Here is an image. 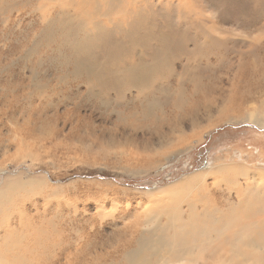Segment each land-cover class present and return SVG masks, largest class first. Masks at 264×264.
I'll return each instance as SVG.
<instances>
[{
  "label": "rangeland",
  "instance_id": "1",
  "mask_svg": "<svg viewBox=\"0 0 264 264\" xmlns=\"http://www.w3.org/2000/svg\"><path fill=\"white\" fill-rule=\"evenodd\" d=\"M109 1L112 10L103 7ZM132 1L97 0L92 8L81 0H0V254L7 264H124V253L167 220L172 204L214 217L232 198L219 218L241 217L243 226L264 216L262 206L248 216L243 208L264 199V122L249 117L264 116V0H181L182 12L166 0L176 33L188 37L176 45L184 51L175 47L169 69L144 86L107 76L101 85L77 67L114 76L142 50L124 45L113 59L105 49L81 53L85 41L103 32L126 41L129 25L119 18L125 8L134 13ZM139 2L136 11L159 14L155 0ZM156 49L151 43L145 64ZM225 166L238 172L234 178L209 174L176 200L167 192L190 174ZM229 250L220 248L216 260L239 264L224 259Z\"/></svg>",
  "mask_w": 264,
  "mask_h": 264
},
{
  "label": "bare ground",
  "instance_id": "2",
  "mask_svg": "<svg viewBox=\"0 0 264 264\" xmlns=\"http://www.w3.org/2000/svg\"><path fill=\"white\" fill-rule=\"evenodd\" d=\"M155 1L158 6L157 12L159 14H154L155 10L150 7H148V9L140 8L136 11L135 6L142 4L139 0L132 1V6H130V11L134 13H129L125 8L123 13H126L128 18L126 14H123L119 18V23L122 25H129L128 37L127 34L123 36V38L127 37L126 41L117 40V42H114L115 40H112L114 35L103 32L98 38L92 40L87 39L85 41L87 43L84 50L81 52L92 53L96 49H105L108 50L107 54L115 59L122 51V46L128 45L125 49L127 52L139 47L142 51L140 55L132 59L133 67L123 69L114 74V76H112L108 70L104 71L103 68L94 71L92 66L84 67L79 65L77 69L86 74L87 77L91 75L94 76L101 85L102 79L104 76H107L112 81L120 77H125V84L135 82L140 86H144L146 80L158 72L167 71L171 66L169 55L174 54L176 45L178 46L187 42L188 37L183 31H179L183 34L176 33L178 31L175 26L177 19L170 16L171 12L165 9H167V7L170 9L169 5L175 7V3H177L176 10H178V8L180 9L183 5L180 3L181 0H174V4H172L173 0H170L171 3L167 0L169 5L166 0ZM205 1L208 5L212 2H217V0ZM203 2H199V4L202 5L204 4ZM162 3L168 6L164 7ZM81 4L93 8V6L99 3H97V0H81ZM114 6L115 2L109 1L108 4L103 7L112 10ZM161 9L166 12H162L163 10ZM180 12H182L181 9ZM188 16L186 17L187 23H193L190 16ZM71 18L73 19V17ZM179 19V21H184L181 20V18ZM115 21L116 20H114V25L117 24ZM155 22H159L160 31L153 32ZM183 25L185 24L183 23ZM151 43H154L157 49L153 56L150 57L151 60L145 64L146 59L144 56L150 51ZM176 48L184 51V48ZM79 58L80 55L77 56V59ZM103 86L106 88L109 87L105 81ZM156 103H159V101L154 98L151 100L150 105L153 106ZM249 117L255 123L261 124L264 122V116L262 119H258L255 114L252 113L249 114ZM227 167L229 166L219 167L220 169L217 170H214L212 167H207L208 169L206 168L203 172L190 174L188 175L190 177L186 176L184 181L177 183L174 187H168L167 192L176 200L186 193L188 185L191 192L196 184H205V178H208L207 176H209V174L214 173V177L217 175L219 179L223 178L224 180L234 178L238 172L234 170V168ZM214 180H216V178ZM195 191H199V188H196ZM236 193L238 195V191ZM235 199H237L236 196ZM232 201V198L225 199L224 204L219 206V209L221 210L222 206ZM191 203L192 202H190V204ZM249 205L252 206V202H249ZM261 206L264 207V199L262 203H257L249 209L247 204L243 208L247 210L246 215L248 216L250 214L256 215L258 213L257 209ZM166 207L171 211L167 220L154 224L153 229L147 232L140 240L137 248L124 253V264H221L218 262L219 258L216 260V255H219L218 250L225 245L230 247L229 252L226 253L224 257L228 263L264 264V216L258 220L249 221L241 226L239 221H237L240 220L241 217L231 216L221 219L218 217V214L221 213L220 210L214 211L216 214L214 217H206L207 211L203 210V212H198V209L195 207L187 206L186 209L179 208V210L174 207L173 204ZM163 209L166 214L165 207ZM210 209V207L207 208V210ZM229 209L232 210L234 207H230ZM226 230H229L230 234L227 233L226 237L220 238V233ZM4 257L5 253L2 251V255L0 254V264H7L6 260L3 259Z\"/></svg>",
  "mask_w": 264,
  "mask_h": 264
}]
</instances>
